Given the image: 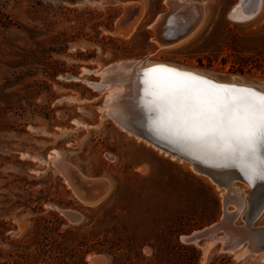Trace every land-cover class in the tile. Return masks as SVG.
I'll use <instances>...</instances> for the list:
<instances>
[{"label": "rangeland", "instance_id": "1", "mask_svg": "<svg viewBox=\"0 0 264 264\" xmlns=\"http://www.w3.org/2000/svg\"><path fill=\"white\" fill-rule=\"evenodd\" d=\"M190 1L204 7L197 29L162 47L151 23L166 0H0V264H82V255L91 264L96 254L106 264H176L179 246L197 251L196 264H264V253L238 259L218 241H182L221 218L223 187L108 112L142 114L139 94L123 80L133 63L264 80V0L243 22L227 17L237 0ZM132 4V27L117 28ZM59 154L81 176L107 179L97 202L78 199ZM234 186L240 225L248 186ZM252 225H264V208Z\"/></svg>", "mask_w": 264, "mask_h": 264}, {"label": "water", "instance_id": "2", "mask_svg": "<svg viewBox=\"0 0 264 264\" xmlns=\"http://www.w3.org/2000/svg\"><path fill=\"white\" fill-rule=\"evenodd\" d=\"M235 4L227 12L231 20ZM167 9L154 19L151 23L153 40L159 46L166 47L180 42L189 37L198 27L204 14L203 4L190 0H166ZM139 6L132 4L122 14L117 28H127ZM260 9L252 16H245L239 22L254 18ZM138 63L131 64L133 71V88L139 94L142 104V114L131 116L130 128L142 135L149 143L157 146L163 151L181 158L192 165L195 172L209 177L219 187L230 189L235 181L248 186L247 210L242 214V224L234 225L233 221L238 212L224 211L221 218L208 227L196 230L189 235L182 236L181 240L188 243H197L203 238L209 241L219 242V250L223 253H234L245 246L246 251L236 256L241 259L247 255H258L264 253V225L253 226L252 223L259 212L264 208V177L259 173L261 161L264 159V149L257 152L254 158H249L243 153H231L224 150L217 143L186 141L175 136L163 117V113L157 106L154 88L151 82L162 77L160 73H148L149 69L164 67L175 69L180 73H193L205 80L210 81L216 88L225 89H251L264 94V80L243 79L238 76L224 77L215 73L202 70H192L165 64H155L138 68ZM137 112V111H136ZM144 114V115H143ZM64 176L73 189L78 199L85 204L97 202L105 193L108 181L105 178L88 179L81 176L76 169L66 164L62 158L57 162ZM63 214L72 222L80 219V214L73 210H63ZM222 231L221 236L217 235ZM107 258L103 254L90 257L91 264H106Z\"/></svg>", "mask_w": 264, "mask_h": 264}, {"label": "snow or ice", "instance_id": "3", "mask_svg": "<svg viewBox=\"0 0 264 264\" xmlns=\"http://www.w3.org/2000/svg\"><path fill=\"white\" fill-rule=\"evenodd\" d=\"M167 75L151 82L162 119L186 141L217 143L224 150L254 158L264 149V94L251 89L216 88L193 73L158 67ZM259 173L264 177V159Z\"/></svg>", "mask_w": 264, "mask_h": 264}, {"label": "bare ground", "instance_id": "4", "mask_svg": "<svg viewBox=\"0 0 264 264\" xmlns=\"http://www.w3.org/2000/svg\"><path fill=\"white\" fill-rule=\"evenodd\" d=\"M262 2H263V0H237V4L234 6V9H233V13L231 14V16H232V19H233V21H236V20H242L243 19V17H245V16H252L253 14H255L260 8H261V6H262ZM236 22H239V21H236ZM132 22H130V24H131ZM131 26V25H130ZM132 27V26H131ZM165 65H167V64H165ZM128 66H130V65H128ZM171 66H174V65H171ZM122 67V66H121ZM126 66H124L123 68L124 69H126L125 68ZM177 67V66H176ZM180 68H182L181 66H180ZM184 69V68H183ZM187 69V68H186ZM127 70V74H125V77L123 78V80H124V84H125V86L126 87H128L129 89H131V90H133L134 88H133V83H132V80H133V71H131V70H128V69H126ZM197 71V70H196ZM167 74L166 73H160V75H159V77L161 76L162 78L163 77H165ZM123 83V82H122ZM121 84V83H120ZM119 84V85H120ZM125 87V88H126ZM116 97V96H115ZM113 98V97H112ZM108 112H109V114H110V116L119 124V125H121L122 127H124L125 129H128L131 133H134L135 135H137V136H139L138 138H142V139H144V137L142 136V135H140V134H138L137 132H135L133 129H131L130 128V125H132V123H131V116L133 115V113L130 111V109L129 108H125V109H121L120 111L119 110H117L116 109V107L114 108H110L109 110H108ZM132 114V115H131ZM145 141L147 142V143H149V141H147L146 139H145ZM149 144H151V143H149ZM152 146H154L156 149H158L159 151H163L162 149H160V148H158L157 146H155V145H153L152 144ZM166 155L167 154H169L168 152H166V151H163ZM161 153V152H160ZM172 158H177V157H175L174 155H170ZM58 158L60 159L61 158V154H59V156H58ZM59 159L57 160V162L59 161ZM179 159V161H184L183 159H181V158H178ZM187 163V165L191 168V169H193L192 168V165L190 164V163H188V162H186ZM210 181H212L211 179H209ZM213 182V181H212ZM214 183V182H213ZM215 184V183H214ZM216 185V184H215ZM218 188H220L218 185H216ZM236 186H232L229 190L228 189H226L225 187H223V188H221V191L224 193L223 194V206H224V210H223V213H224V211H228L225 207H226V205L228 204V203H236L235 204V206H236V208H235V210H232L233 212H239L240 211V208H238V206L240 207L241 206V199H240V201H238V199H239V197H238V199L237 200H234V194L236 193H238V192H235L234 194H233V196H232V194H231V191H235L236 190V188H235ZM248 188V187H247ZM246 189V188H245ZM245 189H244V191H245ZM239 195V194H238ZM237 198V197H236ZM246 198V197H245ZM237 203H238V205H237ZM209 239V238H208ZM210 243L209 244H213V242H211V241H209ZM209 246H207L206 248H205V250H207V248H208ZM236 251H238V252H236ZM235 252L237 253V255L236 256H238V255H240V254H243L245 251H246V248H245V246H243V247H241V248H239L238 250H236ZM235 252H234V254H235Z\"/></svg>", "mask_w": 264, "mask_h": 264}, {"label": "trees", "instance_id": "5", "mask_svg": "<svg viewBox=\"0 0 264 264\" xmlns=\"http://www.w3.org/2000/svg\"><path fill=\"white\" fill-rule=\"evenodd\" d=\"M262 59L264 60V54L262 55ZM241 69H243V68H241ZM178 249L179 250L176 251L172 257L173 259H175L176 264H196L198 254L194 248L187 247V246H179ZM222 260H224V258H222ZM225 261H227V260H225ZM80 262L82 264H86V262L84 261L83 255L80 258ZM211 264H216V262H213ZM219 264H225V263H219ZM226 264H227V262H226Z\"/></svg>", "mask_w": 264, "mask_h": 264}]
</instances>
